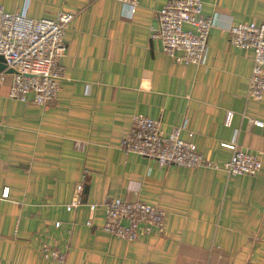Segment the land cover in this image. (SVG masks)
Here are the masks:
<instances>
[{
	"label": "crops",
	"instance_id": "1",
	"mask_svg": "<svg viewBox=\"0 0 264 264\" xmlns=\"http://www.w3.org/2000/svg\"><path fill=\"white\" fill-rule=\"evenodd\" d=\"M165 1L137 0L128 16L115 0H0L31 18L73 15L50 104L9 99L0 71V264H264V125L253 124L264 123V90L246 96L251 53L226 32L263 22L264 0H200L202 15H216L202 66L174 63L150 38ZM134 114L158 119L164 133L180 126L217 167L229 143L256 155L260 170L157 167L124 153L118 144ZM77 183L80 203L67 210ZM113 197L162 208V233L126 242L102 231L101 202Z\"/></svg>",
	"mask_w": 264,
	"mask_h": 264
},
{
	"label": "built area",
	"instance_id": "2",
	"mask_svg": "<svg viewBox=\"0 0 264 264\" xmlns=\"http://www.w3.org/2000/svg\"><path fill=\"white\" fill-rule=\"evenodd\" d=\"M123 6V13L131 16L137 0H115ZM70 12H57L52 18H31L25 9L6 11L0 6V56L9 75L8 98L39 106L50 104L59 90L64 68L59 58L65 50L64 32ZM216 15L204 16L200 0H166L157 11V25L151 29L150 38L158 40L162 53L174 63L202 66L207 55V36L215 25ZM227 41L230 45L251 53V68L246 96L257 100L264 90V21L256 24L239 22L227 26ZM5 74H0V79ZM231 113L226 112L224 124L230 122ZM259 127L261 121H253ZM181 127L174 126L166 133L158 119L140 114L131 117L130 126L122 135L118 147L124 153H135L152 159L157 167L174 164L182 167H208L222 170L227 175L255 176L261 167L259 158L234 144L222 143L231 150V155L220 167L205 160L190 141L180 137ZM81 184L75 186V194L66 209L80 203ZM7 196V189L2 197ZM96 203L88 204L89 210ZM103 222L101 230L126 242L139 236L161 234L165 211L141 201L113 197L101 202ZM59 221L54 223L55 227ZM90 226V221H86ZM47 255L62 262L63 255L49 250Z\"/></svg>",
	"mask_w": 264,
	"mask_h": 264
},
{
	"label": "water",
	"instance_id": "3",
	"mask_svg": "<svg viewBox=\"0 0 264 264\" xmlns=\"http://www.w3.org/2000/svg\"><path fill=\"white\" fill-rule=\"evenodd\" d=\"M3 70V72L4 73H10L12 70L11 69H9V68H5V64H4V62H3V59H2V57L0 56V71H2Z\"/></svg>",
	"mask_w": 264,
	"mask_h": 264
},
{
	"label": "rangeland",
	"instance_id": "4",
	"mask_svg": "<svg viewBox=\"0 0 264 264\" xmlns=\"http://www.w3.org/2000/svg\"><path fill=\"white\" fill-rule=\"evenodd\" d=\"M7 69V68H6Z\"/></svg>",
	"mask_w": 264,
	"mask_h": 264
}]
</instances>
